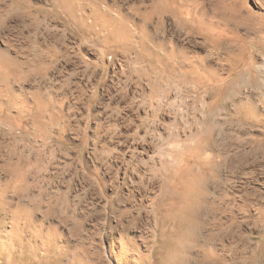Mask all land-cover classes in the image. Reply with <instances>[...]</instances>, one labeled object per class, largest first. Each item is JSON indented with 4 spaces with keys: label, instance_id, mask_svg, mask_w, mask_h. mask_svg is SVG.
<instances>
[{
    "label": "rangeland",
    "instance_id": "374dc122",
    "mask_svg": "<svg viewBox=\"0 0 264 264\" xmlns=\"http://www.w3.org/2000/svg\"><path fill=\"white\" fill-rule=\"evenodd\" d=\"M97 1L95 15L86 0L71 1V13L53 0H29L14 14L0 15V199L29 212L20 243L11 246L23 254L0 264H114L103 246L122 222L128 234L148 236L154 182L145 172L148 156H136L130 146L136 133L166 117L177 82L155 72L160 63L140 49L139 32L125 44L113 39L105 17L132 31L135 16L125 6L133 0H116L123 9L113 0ZM244 1L253 13L262 12L253 0ZM167 31L157 36L166 39ZM241 31L246 41L257 38L253 30ZM152 47L157 55L166 52ZM254 59L263 64L264 47ZM12 162L27 172L18 190L7 183ZM225 176L214 182L216 205L209 213L212 246L220 252L197 264H264V119L242 120L229 98ZM221 189L227 192L226 231L219 223ZM205 209L199 229L209 215Z\"/></svg>",
    "mask_w": 264,
    "mask_h": 264
},
{
    "label": "bare ground",
    "instance_id": "6f19581e",
    "mask_svg": "<svg viewBox=\"0 0 264 264\" xmlns=\"http://www.w3.org/2000/svg\"><path fill=\"white\" fill-rule=\"evenodd\" d=\"M53 1L63 10L73 11V0ZM93 2L100 4L86 0L93 7L89 13L100 14ZM113 2L123 9L122 4ZM253 2L261 13L245 8L244 0H133L125 6L138 18L133 17L135 25L130 32L123 21L105 17L118 43L125 44L139 32L140 49L160 63L155 72L174 77L178 88L175 104L167 108L166 117L132 137V153L148 156L145 172L154 182L147 200L149 233L147 238L143 234L130 235L122 222L103 246L114 264H197L198 260L211 261L219 254L211 242L214 233L209 230L213 223L209 213L216 205L214 182L224 180L227 172V98L232 111L242 120L258 123L264 119V62L257 65L254 59V53L264 47V0ZM28 3L29 0H0V15L13 13ZM242 28L255 31L257 38L246 41ZM160 29L169 31L168 38L157 36ZM151 45L165 46V54L157 55ZM177 60L180 64H176ZM7 167V183L13 181L15 190L22 188L27 172L18 163ZM220 195L219 223L226 231V190L221 189ZM202 207L209 215L202 217L204 227L199 229ZM26 213L29 212H20L17 205L8 208L0 199V258L8 260L14 253L23 254L24 250L15 252L11 246L21 241ZM225 246L222 243V249Z\"/></svg>",
    "mask_w": 264,
    "mask_h": 264
}]
</instances>
